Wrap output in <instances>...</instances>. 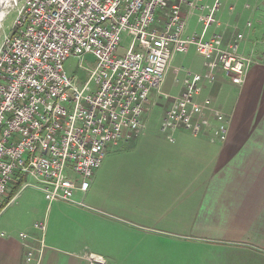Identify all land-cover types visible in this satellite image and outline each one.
<instances>
[{
  "label": "built area",
  "instance_id": "built-area-1",
  "mask_svg": "<svg viewBox=\"0 0 264 264\" xmlns=\"http://www.w3.org/2000/svg\"><path fill=\"white\" fill-rule=\"evenodd\" d=\"M200 1H13L10 9L16 14L0 46V205L8 186L32 184L23 181L29 176L49 203L90 208L74 200L75 192L88 190L106 143L117 145L145 128L152 91L171 97L160 124L169 141L181 128L193 134L209 128L215 140H226V115L197 95L204 80L215 79L217 69L242 84L252 59L239 52L242 32H233L224 45L221 32L204 38L211 25L220 24L221 0ZM199 8L202 31L184 36L189 12ZM123 32L130 41L118 54ZM189 45L206 61V71L184 70L181 89L171 96L161 87L174 55ZM87 54L94 62L84 68L86 79L69 76L65 60L75 56L81 64ZM33 226L43 231L45 225ZM19 236L26 248L22 264H31L42 244L31 245L24 232ZM87 258L104 262L93 253Z\"/></svg>",
  "mask_w": 264,
  "mask_h": 264
},
{
  "label": "crops",
  "instance_id": "crops-1",
  "mask_svg": "<svg viewBox=\"0 0 264 264\" xmlns=\"http://www.w3.org/2000/svg\"><path fill=\"white\" fill-rule=\"evenodd\" d=\"M201 12H189L184 36L200 34ZM216 16L220 24L204 38L221 32L224 45L242 32L239 52L252 59L242 84L217 69L197 95L226 115V140H215L209 128L197 134L181 128L171 142L160 131L165 111L155 124L146 107L145 128L123 143L130 145L123 162L130 156L131 162L123 163L115 185L100 189L93 179L100 164L88 190L74 194L90 208L53 201L40 218L43 231L22 226L7 212L10 201L0 209V264L23 263L20 232L31 245L42 244L31 264H93L87 253L103 264H264V0H221ZM178 68L172 60L162 87ZM191 71L204 73L206 63ZM151 94L153 102L162 97Z\"/></svg>",
  "mask_w": 264,
  "mask_h": 264
},
{
  "label": "rangeland",
  "instance_id": "rangeland-1",
  "mask_svg": "<svg viewBox=\"0 0 264 264\" xmlns=\"http://www.w3.org/2000/svg\"><path fill=\"white\" fill-rule=\"evenodd\" d=\"M15 14L16 13L13 9H9L0 22V46L2 44L4 34L8 33L12 26ZM129 41L130 39L128 35L123 32L121 35L120 47L117 51L118 54H122L124 50L127 49ZM202 60L206 63L204 58L196 52L194 45H189L186 52L176 53L173 59V68H177L178 66L182 70H198ZM93 62L94 57L90 54H87L84 57L81 64L77 57L70 56L65 60L64 68L69 76L76 77L79 80H85L86 72H84V68L89 67V65ZM181 75L182 73L171 72L162 89L171 94L178 92L182 83ZM162 97H158L157 100L153 102L154 96L152 94L149 95L150 101L147 103V107L149 106V117L155 124H157L156 119L158 120L162 116L163 112L168 108L169 105V99L165 98L164 96ZM130 139H122L118 142V145H113L109 142L106 143L105 154L99 168L100 173H98V175L93 178L96 179L98 186L99 182L102 183L100 189H111L123 171V163L131 162V156L128 157L124 162L122 158V154L127 153V149L130 146L129 144L123 143H128L124 141H128ZM23 181H29L32 184L22 187V184H15L12 182L8 186L6 193L1 200V204L5 205L10 201L6 207L7 212H15L22 226H26L29 223H33L34 225L35 220L36 222H40V218H42L44 215L46 206L49 204V202L44 198L43 193H41L36 188V181L34 179L27 176L23 178ZM13 197L14 199L11 200Z\"/></svg>",
  "mask_w": 264,
  "mask_h": 264
},
{
  "label": "bare ground",
  "instance_id": "bare-ground-1",
  "mask_svg": "<svg viewBox=\"0 0 264 264\" xmlns=\"http://www.w3.org/2000/svg\"><path fill=\"white\" fill-rule=\"evenodd\" d=\"M14 0H0V22L9 11Z\"/></svg>",
  "mask_w": 264,
  "mask_h": 264
},
{
  "label": "trees",
  "instance_id": "trees-1",
  "mask_svg": "<svg viewBox=\"0 0 264 264\" xmlns=\"http://www.w3.org/2000/svg\"><path fill=\"white\" fill-rule=\"evenodd\" d=\"M15 184H21V181H20V182H15ZM3 206H4V205L1 204V205H0V209H1Z\"/></svg>",
  "mask_w": 264,
  "mask_h": 264
}]
</instances>
